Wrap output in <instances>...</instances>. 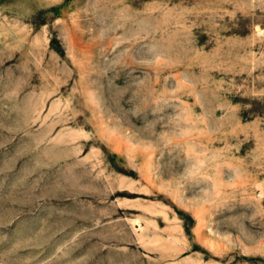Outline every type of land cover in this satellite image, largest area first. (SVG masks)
Here are the masks:
<instances>
[{
  "label": "rangeland",
  "instance_id": "1",
  "mask_svg": "<svg viewBox=\"0 0 264 264\" xmlns=\"http://www.w3.org/2000/svg\"><path fill=\"white\" fill-rule=\"evenodd\" d=\"M0 264H264V0H0Z\"/></svg>",
  "mask_w": 264,
  "mask_h": 264
}]
</instances>
